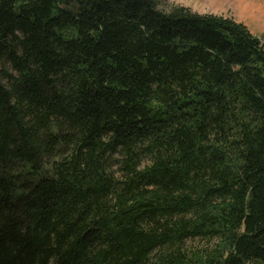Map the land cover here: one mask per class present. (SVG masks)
Segmentation results:
<instances>
[{
	"label": "trees",
	"instance_id": "1",
	"mask_svg": "<svg viewBox=\"0 0 264 264\" xmlns=\"http://www.w3.org/2000/svg\"><path fill=\"white\" fill-rule=\"evenodd\" d=\"M252 262L264 37L160 0H0V264Z\"/></svg>",
	"mask_w": 264,
	"mask_h": 264
},
{
	"label": "rangeland",
	"instance_id": "2",
	"mask_svg": "<svg viewBox=\"0 0 264 264\" xmlns=\"http://www.w3.org/2000/svg\"><path fill=\"white\" fill-rule=\"evenodd\" d=\"M162 8L179 5L201 14H216L232 17L245 24L255 35L264 37V0H160ZM116 158H119L115 156ZM149 160L145 159L144 165ZM116 164L114 168H116ZM192 246H204L206 242L193 241ZM250 264H261L252 262Z\"/></svg>",
	"mask_w": 264,
	"mask_h": 264
}]
</instances>
